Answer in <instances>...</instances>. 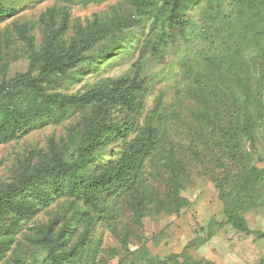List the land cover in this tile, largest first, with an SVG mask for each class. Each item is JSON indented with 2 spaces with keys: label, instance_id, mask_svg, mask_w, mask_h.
<instances>
[{
  "label": "rangeland",
  "instance_id": "rangeland-1",
  "mask_svg": "<svg viewBox=\"0 0 264 264\" xmlns=\"http://www.w3.org/2000/svg\"><path fill=\"white\" fill-rule=\"evenodd\" d=\"M233 2L189 3L184 10L189 26L171 31L168 23L155 22L162 16L160 4L144 10L132 0H0L9 15L0 17V116H11L22 98L40 104L34 100L38 95L74 98L76 105L59 123L39 122L0 143V192L20 184L25 174L28 184L49 191L51 181H40V167L72 162L91 144L90 162L80 171L87 178L114 168L141 140L154 144L152 157L138 156L128 173L139 183L103 193L97 206L64 188L38 211L33 208L42 204L31 195L14 211L0 213V223L6 215L14 223L23 220L19 229L0 235V264H44L46 238L61 230L68 251L84 243L75 249L74 264H264V141L251 150L241 131L252 154L251 179L259 178L223 201L214 183L221 170L203 149L196 127L202 108L196 77L226 41L223 27ZM163 28L174 40L160 45ZM103 32L110 34L86 57L96 56L112 36L122 37L110 52L69 70V59L82 58L79 44ZM49 68L55 76L50 79H63L53 87L56 92L42 83ZM69 73L74 75L66 78ZM248 73L234 71L241 91L254 87ZM165 115L170 137L159 140ZM226 209L238 210L249 232L227 225Z\"/></svg>",
  "mask_w": 264,
  "mask_h": 264
},
{
  "label": "trees",
  "instance_id": "trees-1",
  "mask_svg": "<svg viewBox=\"0 0 264 264\" xmlns=\"http://www.w3.org/2000/svg\"><path fill=\"white\" fill-rule=\"evenodd\" d=\"M68 1L79 4L96 3L102 0ZM132 1L144 10L160 4L162 16L154 18L157 25L160 22L163 26L164 23H168L169 30L182 31L189 26L188 21L184 19L185 7L189 3L196 4L201 0ZM1 7L0 5V17H8V12L2 10ZM10 11L14 12L13 9ZM147 14L150 17L153 16L152 12H147ZM226 20L227 23L223 27V33H228L227 37L223 38L226 41L223 46H220L216 58L206 60L203 64V67L206 68L205 71L198 73L196 77V89L202 108L195 115L202 147L212 154L221 170L214 183L218 197L223 201L228 200L231 192L238 186L253 184L259 178L257 176L255 179H251L252 154L250 148H245L241 142V131L245 132L249 138L251 150H254L255 142L264 141V0H234L233 10ZM154 25L155 23L153 27ZM108 33L110 34V32H103L93 39L80 43L76 52L77 56L82 58L81 60L77 58L78 61L69 59L68 69H73L76 64L78 65V62L93 61L97 55L102 56L113 50L114 46L119 43L121 35L112 36L107 46L98 48L96 56L94 55L92 58L85 56L86 52L94 50L104 38H107ZM165 38L167 39L165 40ZM172 39L174 40V37L163 28L159 44H166ZM240 69L249 72L247 75L252 79L253 88L244 91L238 88L234 71ZM52 72L54 71H50V68L47 70L45 74L47 78L42 83H46V89L55 91L56 89L53 87L55 84L63 82V79H50V77H55ZM227 74L228 76H226ZM73 75L74 73H69L66 78ZM33 94L34 96L38 95V92L34 91ZM123 96L127 97L129 103L131 102L129 96L126 94ZM47 97L46 95L45 99H42L38 95L34 99L40 100V104L38 101L22 98L21 104L14 106L11 116L7 118L0 116V143H7L19 132L23 134L39 122L59 123L61 119L73 115L76 111V105L72 102L74 98L62 99L55 94L49 99ZM26 103L31 106V109L27 108ZM159 126V140L170 137L167 115L159 120ZM92 145L94 144L82 149L72 162L61 160L53 164H45L41 166L43 168L40 167L37 171L40 181L47 179L51 181L49 191L43 190L40 186L34 188L32 183L28 184L32 182L31 180L26 182L29 179L26 174L20 175V184L9 186L0 192V213L14 211L15 207L22 206L27 197L31 195L42 204V206L33 208L34 212L38 211L40 208L47 207L55 195L64 188L76 199L97 206V201L103 193L119 190L120 185V188H126L125 186L129 182L132 185L139 183L138 176L129 178L128 173L133 169L138 156L142 155L144 161L146 155L148 158L152 157L154 144H150L146 139L141 140L135 147L123 153L114 168L105 170L94 178H87L83 177L80 171L90 162L88 155ZM172 145H174L173 142ZM198 155L199 152L196 156ZM181 166H184L183 162L178 163V167ZM224 217L227 225L233 226L240 232H249L245 221L239 216L238 210L226 209ZM2 220L5 222L0 223V235H7L8 232L11 233L19 229L23 223V220L11 222L12 219L9 220L7 215ZM64 232L61 230L54 236L51 234L47 236L46 244L48 246L45 247L47 255L44 264H74L71 261L73 255L76 254L75 249L80 250L84 243H79L73 250L68 251L66 244H63L66 238ZM171 261L177 263L176 258Z\"/></svg>",
  "mask_w": 264,
  "mask_h": 264
}]
</instances>
